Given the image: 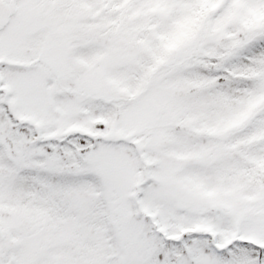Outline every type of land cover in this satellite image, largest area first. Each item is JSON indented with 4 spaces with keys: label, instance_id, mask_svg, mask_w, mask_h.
Returning a JSON list of instances; mask_svg holds the SVG:
<instances>
[{
    "label": "snow or ice",
    "instance_id": "snow-or-ice-1",
    "mask_svg": "<svg viewBox=\"0 0 264 264\" xmlns=\"http://www.w3.org/2000/svg\"><path fill=\"white\" fill-rule=\"evenodd\" d=\"M0 264H264V0H0Z\"/></svg>",
    "mask_w": 264,
    "mask_h": 264
}]
</instances>
